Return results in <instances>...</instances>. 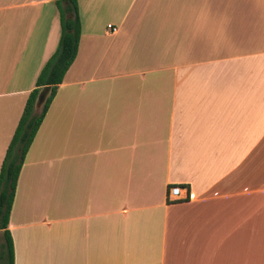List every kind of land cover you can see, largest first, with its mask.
<instances>
[{"label":"crops","instance_id":"1","mask_svg":"<svg viewBox=\"0 0 264 264\" xmlns=\"http://www.w3.org/2000/svg\"><path fill=\"white\" fill-rule=\"evenodd\" d=\"M77 5L17 180L14 264H264V0ZM59 38L53 0H0V166Z\"/></svg>","mask_w":264,"mask_h":264},{"label":"trees","instance_id":"2","mask_svg":"<svg viewBox=\"0 0 264 264\" xmlns=\"http://www.w3.org/2000/svg\"><path fill=\"white\" fill-rule=\"evenodd\" d=\"M60 22V38L55 52L41 69L0 166V264H14L13 241L9 232L10 213L17 180L26 154L56 95L59 85L76 55L81 34L77 0H53ZM49 93L40 108L35 104L40 91Z\"/></svg>","mask_w":264,"mask_h":264},{"label":"built area","instance_id":"3","mask_svg":"<svg viewBox=\"0 0 264 264\" xmlns=\"http://www.w3.org/2000/svg\"><path fill=\"white\" fill-rule=\"evenodd\" d=\"M108 28H111V26L110 25H108L107 26ZM116 31V29H112V33L113 32H115ZM181 188L180 187H177V186H172V187H170L169 188V190H168V193H167V197H168V199H169V201H176V200H178L179 199V196H180V193H181ZM187 197V196H186ZM185 197V199H192V196H188V198H186Z\"/></svg>","mask_w":264,"mask_h":264},{"label":"water","instance_id":"4","mask_svg":"<svg viewBox=\"0 0 264 264\" xmlns=\"http://www.w3.org/2000/svg\"><path fill=\"white\" fill-rule=\"evenodd\" d=\"M49 93V90L48 89H43L40 91L38 97H37V100H36V104H35V107L38 109L41 107V105L43 104L45 98L47 97Z\"/></svg>","mask_w":264,"mask_h":264}]
</instances>
